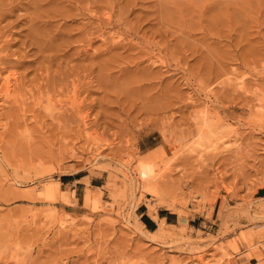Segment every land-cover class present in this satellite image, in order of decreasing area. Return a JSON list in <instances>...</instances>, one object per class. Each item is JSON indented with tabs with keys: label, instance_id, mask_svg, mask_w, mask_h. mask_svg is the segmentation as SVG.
I'll return each instance as SVG.
<instances>
[{
	"label": "rangeland",
	"instance_id": "obj_1",
	"mask_svg": "<svg viewBox=\"0 0 264 264\" xmlns=\"http://www.w3.org/2000/svg\"><path fill=\"white\" fill-rule=\"evenodd\" d=\"M5 1L0 264H264V0Z\"/></svg>",
	"mask_w": 264,
	"mask_h": 264
},
{
	"label": "bare ground",
	"instance_id": "obj_2",
	"mask_svg": "<svg viewBox=\"0 0 264 264\" xmlns=\"http://www.w3.org/2000/svg\"><path fill=\"white\" fill-rule=\"evenodd\" d=\"M1 1H2V2H1ZM3 1H4V0H0V7H1V5H2L1 3H3ZM12 1L15 2V0H12ZM17 1H19V0H17ZM17 1H16V2H17ZM25 1H26V0H25ZM28 1H32V0H28ZM34 1H35V0H34ZM43 1H44V0H43ZM43 1L41 0V3H40L41 6L44 5V4H42V3H45V2H43ZM45 1H46V0H45ZM56 1H58V0H56ZM56 1L54 0L53 2L55 3ZM60 1H61V0H59V1L56 2V3H59ZM64 1H65V3L67 2V0H64ZM69 1H70V0H69ZM75 1H77V0H75ZM5 2H7V3L10 2V4H14L13 2H11V0H9V1L6 0ZM16 2H15V4H16ZM19 2H23V0H22V1H19ZM32 2H33V1H32ZM32 2H31V3H32ZM35 2H36V5H37L38 7H37L36 5H31V6H33L32 8H34V9L37 7L36 10H38V8H41V7H40V4H39L40 0H39V2H38V0L35 1ZM37 2H38V4H37ZM51 2H52V1H51ZM62 2H63V1H61L60 4H63ZM17 3H18V2H17ZM25 3L27 4V1H26ZM33 3H34V2H33ZM56 3H55V4H56ZM65 3H64V4H65ZM67 3H69V2H67ZM77 3H78V2H77ZM5 4H6V3H5ZM5 4L2 5V6H5V7H4L5 9L9 8V5H8V7L6 8L7 5H5ZM18 4L20 5V3H18ZM28 4L30 5V3H28ZM28 4H27V5H28ZM46 4H47V1H46V3H45L44 6H46ZM48 4H50V3H48ZM48 4H47V5H48ZM51 4H52V3H51ZM70 4H71V3H70ZM16 5H17V4H16ZM19 5H18V7H19ZM27 5H26V6H27ZM52 5H53V4H52ZM13 6H14V5H13ZM24 6H25V5H24ZM35 6H36V7H35ZM44 6H43V7H44ZM48 6H49V5H48ZM48 6H47V7H48ZM18 7H17V8H18ZM20 7H23L22 4L20 5ZM28 7H29V6H27V8L24 7L23 9H24V10H25V9L28 10ZM51 7H52V6H50V7H48V8H49L50 10H52V9L54 8V6H53V8H51ZM32 8H31V9H32ZM48 8H47V9H48ZM55 8H56V9H53V10H54V13H55L56 11H58V8H57V7H55ZM1 9H3V8H0V11L2 12L3 10H1ZM5 9H4V10H5ZM15 9H16V8H14L13 10H15ZM18 9H20V8H18ZM29 9H30V7H29ZM42 9H43V8H42ZM8 10H9V9H8ZM13 10L10 9V11H13ZM36 10H34L36 13H33L34 15L32 14L33 16H35V15L37 14V15H36L37 18H36V16H35L36 19L34 18L35 21H36L37 19H38L37 21H39L40 19L43 20V18L45 17L44 15H46L47 13H48V14H49V13H52V12H48L49 10H46V8H45L44 10H42V11H44V12H45V10H46V11H47L46 13L42 12L40 9L38 10V11H41L42 13H44L43 15L41 14V12H38V11H36ZM53 10H52V11H53ZM55 10H56V11H55ZM60 10H61V9L59 8V11H60ZM15 11H16V10H15ZM17 11H18V10H17ZM25 11H26V10H25ZM34 11L32 10L31 12H34ZM13 12H14V11H13ZM31 12H30V14H29L30 17L32 16V15H31ZM60 12H61V11H60ZM7 13H9V12H7ZM38 13H39L40 15H39ZM58 13H59V12H58ZM58 13H57V14H58ZM12 14H13V13H12ZM18 14H20V13H18ZM22 14H23V13H22ZM24 14H25V12H24ZM48 14H47V15H48ZM55 14H56V13H55ZM55 14H54V15H55ZM57 14H56V16H57ZM26 15H27V13H26ZM38 15L40 16V18H39ZM47 15H46V16H47ZM50 15H51V14H49V16H50ZM58 15L61 16V15H62V12L59 13ZM63 15H64V14H63ZM63 15H62V16H63ZM5 16H6V15L3 14V15H2V18L5 17ZM21 16H22V15H21ZM33 16H32V17H33ZM41 16H44V17L41 18ZM0 17H1V15H0ZM50 17H52V16H50ZM2 18H1V19H2ZM23 18H24V17H23ZM28 18H29V16H28ZM46 18H48V16H47ZM15 19H17V18H15ZM19 19H20V18H19ZM32 19H33V18H31V20H32ZM25 20H26V18H25ZM31 20L29 19V20H26V21H31ZM17 21H18V20H17ZM26 21H25V22H26ZM35 21H32V22H35ZM44 21H46V20H44ZM44 21H43V22H44ZM13 22H15V20H14ZM32 22H31V23H32ZM39 22H40V21H39ZM41 22H42V21H41ZM43 22H42V23H43ZM26 23H28V22H26ZM31 23H30V24H31ZM42 23H41V24H42ZM47 23H48V22H47ZM9 24H10V23H9ZM34 24H36V23H32L33 26H37V24L39 25L40 23H37L36 25H34ZM41 24H40V25H41ZM7 25H8V24H7ZM11 25H12V24H11ZM28 25H29V24H28ZM43 25H44V24L41 25L42 28L44 27ZM9 26H10V25H9ZM30 26H31V25H30ZM30 26H29V27H30ZM33 26H32V28H34ZM45 26H46V25H45ZM7 27H8V26H7ZM29 27H28V28H29ZM0 28H2V27H0ZM36 28H37V27H35V29H36ZM40 28H41V27L39 26L38 30H37V29H36V30H37V31H40ZM29 29H31V28H29ZM29 29H28V30H29ZM44 29H45V27H44ZM44 29H42L43 33H45ZM46 30H47V29H46ZM42 31H41V32H42ZM29 32H30V34H31V32H32V33H33V32L36 33V31H33V30H30ZM34 33H33V36L35 35ZM46 33H47V34L45 35V37H48L49 32L46 31ZM27 34H29V33H27ZM41 34H42V33H41ZM25 36H27V35H25ZM28 36H29V37L31 36V38L33 37L32 35H28ZM29 37H28V38H29ZM38 37H39V35H38ZM45 37H42V38H43L44 40H47L48 38L45 39ZM31 38H30V39H31ZM32 39H35V36H34V38H32ZM40 39H41V37L39 38V40H40ZM2 40H3V39H2ZM0 41H1V39H0ZM31 41H33V40H31ZM31 41L29 40V42H31ZM40 41H41V40H40ZM40 41H38V39H36V42H37V43H38V42L40 43ZM42 41H43V40H42ZM48 41H49V39H48ZM36 42H34V43H36ZM43 42H44V41H43ZM45 42H46V41H45ZM45 42H44V43H45ZM6 43H7V41H6ZM6 43H5V44H6ZM34 43H33V45H34ZM37 43H36V44H37ZM41 43H42V42H41ZM41 43H40V44H41ZM44 43H43V44H44ZM47 43H48V42H47ZM40 44H39V45H40ZM0 46H1V44H0ZM38 48H39V46H38ZM40 48H41V45H40ZM40 48H39V49H40ZM1 49H2V48H1ZM42 51H43V50H42ZM42 51H40V52H42ZM239 78H240V77H239ZM234 79H235L234 81L236 82V80H237L238 78H234ZM241 79H242V78H241ZM229 80H230V79H229ZM239 80H240V79H239ZM239 80H238V83H239ZM242 80H243V79H242ZM7 81H8V80H7ZM8 82H9V81H8ZM238 83L236 82V86H237V87H239V86L242 85V84L237 85ZM240 83H242V82L240 81ZM232 84H233V83H232ZM241 87H242V86H241ZM239 88H240V87H239ZM240 89H241V88H240ZM4 90H5V91H4V95L8 97V95H9V93H10L9 86H7ZM204 95H206V94H204ZM199 114H200V115H197V117H196V118H198V116H199V118H198L199 121H198L197 124H196V129H195V131H194V136H193V137L195 138V141L190 142V145H191V143L193 144V146H191L190 150L193 151V150L198 149L201 153H203L204 151L202 152L201 150H202V148L204 147V143L209 142V141L212 139L213 134H212L211 124H210V120H209L210 117H209V115H208L207 110H206V111H205V110H203V111L201 110ZM85 116H86V115H85ZM85 116H84L82 119H85ZM84 123H85V121H84ZM192 139H193V138H192ZM191 141H192V140H191ZM214 144H216V142H214ZM215 146H216V145H215ZM208 147H209V146H208ZM210 148H211V147H210ZM214 148H215V147H214ZM214 148H211L210 151H209L208 148H207V150H208V152L211 153V152H213V150L217 149V146H216L215 149H214ZM204 149H205V148H204ZM212 149H213V150H212ZM181 150H182V149H181ZM190 150H189V151H190ZM207 150H206V151H207ZM184 151H185V150H184ZM199 151H198V152H199ZM196 153H197V152H196ZM204 153H205V152H204ZM206 153H207V152H206ZM193 155H194V154H193ZM198 155H199V153H198L196 156H198ZM199 157H200V156H199ZM153 163H154V162H152L151 160H140V161H138L137 164H136V173H137V177L134 178V179H135L134 181H133V179H132L133 177L131 178V180H132V184H134V185L137 184V185L140 186L141 188H144L145 190L147 189L146 191H148V190L150 191V189H151V185L154 184V182H155V180H156V176H157V173H156L157 170H156V172H155V168H154L155 163H154V165H153ZM155 167H156V166H155ZM164 168H166V167H164ZM156 169H157V168H156ZM158 170H160V169H158ZM163 170H164V169H163ZM159 172L161 173V170L158 171V173H159ZM125 174H126V173H125ZM125 174H124V176H125ZM158 175L160 176L161 174H158ZM159 176H158V178H159ZM46 185H48V181L46 182V184H45L42 188L45 189V188H46ZM263 200H264V199H263ZM243 221H244V220H243ZM243 221H242V222H243ZM128 223H129V222H128ZM237 223H239V222H237ZM243 223H244V222H243ZM60 225H61V226L64 225V222L61 221V222H60ZM142 226H144V225H142ZM148 232H149V231H148ZM231 260H232V259H231ZM231 260H229V262H228L227 264H232L233 261H231ZM199 261H201L200 258H199Z\"/></svg>",
	"mask_w": 264,
	"mask_h": 264
},
{
	"label": "crops",
	"instance_id": "obj_3",
	"mask_svg": "<svg viewBox=\"0 0 264 264\" xmlns=\"http://www.w3.org/2000/svg\"><path fill=\"white\" fill-rule=\"evenodd\" d=\"M255 198H257V199H264V186L259 187V188L256 190ZM142 215H145V216L148 217V219H149V223H148L149 226H152V225L155 223L154 220H152V218L147 214V212H141V213L139 214L140 217H141ZM157 216H158V218H164L165 221L168 220V219H167V215L162 216V215H158V213H157ZM141 222H143V221L141 220ZM142 225H144L146 229H149V228L147 227V225H146L144 222L142 223ZM243 252H244V251H243ZM262 253H264V252H262ZM240 263H242V264H263V263H259V262L257 261V258H256L255 256L244 257V258H242V260H241Z\"/></svg>",
	"mask_w": 264,
	"mask_h": 264
},
{
	"label": "trees",
	"instance_id": "obj_4",
	"mask_svg": "<svg viewBox=\"0 0 264 264\" xmlns=\"http://www.w3.org/2000/svg\"><path fill=\"white\" fill-rule=\"evenodd\" d=\"M162 216H164V214H161ZM141 220L147 225V227L149 228V229H153V227H154V224L152 225V226H149V219H148V217L147 216H145V215H142L141 216ZM142 222V223H143Z\"/></svg>",
	"mask_w": 264,
	"mask_h": 264
}]
</instances>
